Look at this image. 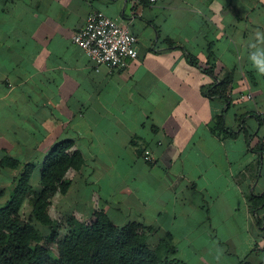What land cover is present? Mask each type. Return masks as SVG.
<instances>
[{
  "label": "crops",
  "instance_id": "1",
  "mask_svg": "<svg viewBox=\"0 0 264 264\" xmlns=\"http://www.w3.org/2000/svg\"><path fill=\"white\" fill-rule=\"evenodd\" d=\"M94 12L137 37L127 67L97 70L73 44ZM257 29L264 0H0V161L35 165L37 188L71 142L85 164L67 175L64 215L97 204L117 226L170 233L181 264H264V205L250 200L264 195V75L247 59ZM226 80L228 101L207 94Z\"/></svg>",
  "mask_w": 264,
  "mask_h": 264
},
{
  "label": "trees",
  "instance_id": "2",
  "mask_svg": "<svg viewBox=\"0 0 264 264\" xmlns=\"http://www.w3.org/2000/svg\"><path fill=\"white\" fill-rule=\"evenodd\" d=\"M189 58L198 64L195 57L189 54ZM205 72L213 77L212 69ZM230 85V80L215 84L207 94L228 101ZM72 147L71 142L55 145L42 165L38 188L31 185L35 165L11 157L0 161V173L2 168L19 171L9 199L0 206V264H181L170 233L152 244L150 234L158 231L135 222L117 226L103 211L94 213L91 224L66 217L68 232L59 238L61 226L50 215L52 201L68 192V173L80 171L85 164ZM26 197L32 207L29 221L20 214ZM250 200L256 207L264 205V195Z\"/></svg>",
  "mask_w": 264,
  "mask_h": 264
},
{
  "label": "built area",
  "instance_id": "3",
  "mask_svg": "<svg viewBox=\"0 0 264 264\" xmlns=\"http://www.w3.org/2000/svg\"><path fill=\"white\" fill-rule=\"evenodd\" d=\"M134 1L155 5L162 0ZM72 42L87 54L97 70L103 66L110 71L123 69L129 61L138 57L137 37L131 29L102 12L92 13L84 28L72 36ZM247 98L252 99L251 94L247 95ZM144 160L148 163L154 162L150 151L144 152Z\"/></svg>",
  "mask_w": 264,
  "mask_h": 264
},
{
  "label": "rangeland",
  "instance_id": "4",
  "mask_svg": "<svg viewBox=\"0 0 264 264\" xmlns=\"http://www.w3.org/2000/svg\"><path fill=\"white\" fill-rule=\"evenodd\" d=\"M18 171V170H17ZM72 175H74L73 170L70 171L68 178L70 179L72 177ZM18 176H19V171L16 174H13L12 177L8 176L9 181L7 182H0V206L3 205L10 197V192L12 191L15 183L18 180ZM38 188V187H37ZM65 198H63V196L61 194H57L53 200L52 206L50 208V215L51 217L57 221V223L61 226V228L59 229V238H63L64 236L67 235L68 232V228L66 226V222H65V218L68 217L66 215H64V211L66 210L67 206L62 205L63 203L61 201H64ZM82 206V205H80ZM85 206V205H84ZM99 205L96 204L97 210H95V212L98 211H102V209L100 207H98ZM74 207V206H73ZM70 208L72 211L75 210ZM31 211H32V207L30 205L29 202V198L26 197L24 199L23 205L21 206V210H20V214L22 216V218L26 221H29L31 219ZM81 212V213H79ZM79 212H77L75 214L76 219H78L79 221L86 223V224H91L94 218V213L90 216L87 217L84 215V211L80 210ZM73 216V215H72ZM36 227H38V229H41V226L39 224H35ZM159 236L160 234H157V232L151 233L150 234V241L152 244H156L159 241ZM55 249V247H54ZM53 252L55 253L56 251L53 250Z\"/></svg>",
  "mask_w": 264,
  "mask_h": 264
},
{
  "label": "clouds",
  "instance_id": "5",
  "mask_svg": "<svg viewBox=\"0 0 264 264\" xmlns=\"http://www.w3.org/2000/svg\"><path fill=\"white\" fill-rule=\"evenodd\" d=\"M247 47L249 63L259 74L264 75V31L257 29L248 41Z\"/></svg>",
  "mask_w": 264,
  "mask_h": 264
}]
</instances>
